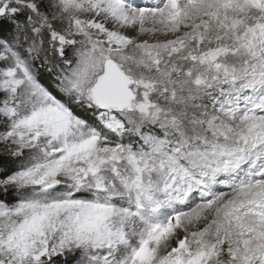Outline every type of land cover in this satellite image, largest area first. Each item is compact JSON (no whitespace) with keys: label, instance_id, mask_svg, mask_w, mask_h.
Segmentation results:
<instances>
[{"label":"snow or ice","instance_id":"6c2138e0","mask_svg":"<svg viewBox=\"0 0 264 264\" xmlns=\"http://www.w3.org/2000/svg\"><path fill=\"white\" fill-rule=\"evenodd\" d=\"M0 264H264V0H0Z\"/></svg>","mask_w":264,"mask_h":264}]
</instances>
